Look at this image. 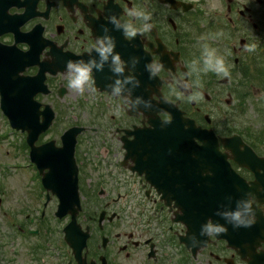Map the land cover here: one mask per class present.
Instances as JSON below:
<instances>
[{"label":"flooded vegetation","instance_id":"obj_1","mask_svg":"<svg viewBox=\"0 0 264 264\" xmlns=\"http://www.w3.org/2000/svg\"><path fill=\"white\" fill-rule=\"evenodd\" d=\"M133 9L149 12L152 28L126 37L108 18L141 29L142 22L128 15ZM105 34L126 62L124 76L139 86L125 84L119 96H111L117 76L109 58L103 71L93 68V84L83 93L69 88L66 62L98 60L88 49ZM202 42L225 58L228 77L191 71ZM250 43L257 44L253 53L244 51ZM153 62L163 68L149 79L145 65ZM263 74L264 0H0V118L7 116L1 93L17 89L40 109L49 105L57 123L83 127L74 151V216L56 214L58 196L42 186L34 165L22 193L15 173L0 174V264H264V212H256L251 227L226 225L217 237L200 235L208 220L224 224L214 213L234 209L246 193L264 203V191H257L264 189V126L233 118L242 107L238 92ZM195 93L199 97L189 101ZM168 101L202 129L217 137L236 134L242 144L217 139L212 151L223 156L200 166L192 158L185 167L136 161V131L157 116L168 119ZM213 114L222 122L214 123ZM48 133L41 142L53 138ZM138 143L141 150L144 142ZM172 188L179 193L166 195Z\"/></svg>","mask_w":264,"mask_h":264},{"label":"water","instance_id":"obj_2","mask_svg":"<svg viewBox=\"0 0 264 264\" xmlns=\"http://www.w3.org/2000/svg\"><path fill=\"white\" fill-rule=\"evenodd\" d=\"M6 92L7 94L2 100H6L9 105L15 107L10 108L7 112L9 124L15 129L19 128L27 131V143L31 148L30 159L36 164L40 172H42V169L47 168L48 172L42 176L44 186L54 189L60 196L61 204L58 214L63 215L67 211H71L74 216L75 209L62 208V206L66 200L71 201L72 199L69 197L73 194L76 195L77 192L76 180H74L76 168L72 154L75 135L80 129L74 127L63 133L62 148L54 147L52 145L53 142L35 147L33 142L37 139L38 134L48 127L53 113L48 108H45L42 112L43 119L39 121L38 105L32 101L31 96H24L21 91H16L14 95L10 91ZM168 111L171 114L170 120L153 119L154 121H150L152 127L136 131L134 143L136 142L137 146L135 143L131 152L133 155H139V157L135 155L136 161L146 165H153L155 162L161 164V162L167 161L173 163L181 162L186 165V159L192 158L199 160L197 166H200V163H212V157L217 155L212 151V141L214 140L211 136L212 133L205 131L208 134L205 133V137H202L204 130L196 127L191 118H184L180 111L174 107L168 109ZM194 138L201 140L202 144L198 146ZM140 140L144 142L141 150L138 143ZM138 166H140L139 163ZM209 181L212 180L210 179ZM181 182L183 181L178 183L170 182L164 184V186L174 187ZM179 191L180 188H172L168 190L167 193L169 194L166 193V195H174L179 193ZM198 197L201 198L200 196ZM168 201L170 200L168 199Z\"/></svg>","mask_w":264,"mask_h":264},{"label":"clouds","instance_id":"obj_3","mask_svg":"<svg viewBox=\"0 0 264 264\" xmlns=\"http://www.w3.org/2000/svg\"><path fill=\"white\" fill-rule=\"evenodd\" d=\"M129 16L137 18L142 22L143 27L137 29L131 23H121L115 16H110L108 18L109 23L113 25L114 30L121 31L126 37H134L138 31L148 32L152 28V24L148 23L151 20V14L144 10H131L128 13ZM107 33V28L104 29ZM217 36L222 35V33H217ZM201 41L205 40V37L200 38ZM115 40L109 35H103L96 38L94 44L88 49L89 55L94 51L98 54V60L89 59L87 62L84 60L66 62L65 71L68 74V87L83 93L85 88L93 84V68L96 71H103L104 64L109 62L110 59V71L117 76L114 81V86L111 96H119L123 86L125 84H133L134 86H139V81L135 80L133 76H124V71L126 67V62L122 61L119 54L114 52ZM201 55L199 60H193L190 64L191 71L194 73H208L212 72L218 77H228L229 68L226 65L225 58L218 55L217 50L210 47L208 43H200ZM257 49L256 43L246 44L244 46V51L248 53H253ZM138 61L132 59V67ZM199 65V67H197ZM163 68V65L158 62H153L145 65V69L149 73V79L155 77ZM123 76V80L119 77ZM174 83H177L174 81ZM198 83V82H197ZM184 87L187 89L188 84ZM179 95V93H178ZM199 97V93L188 95L189 101H194ZM140 98L137 97L134 103H139ZM146 107L149 105L146 102ZM257 191H264V189H257ZM246 199L241 200L237 203L236 207L232 210L224 212H215L214 215L219 216L224 224L219 222H214L212 220L206 221L200 228V235L204 237H217L221 234L227 232L226 225H231L233 228L240 227H251L255 222L256 212H264V203L258 201L256 194L253 192H248L245 194ZM195 246V245H193Z\"/></svg>","mask_w":264,"mask_h":264},{"label":"rangeland","instance_id":"obj_4","mask_svg":"<svg viewBox=\"0 0 264 264\" xmlns=\"http://www.w3.org/2000/svg\"><path fill=\"white\" fill-rule=\"evenodd\" d=\"M255 80V79H254ZM253 79H250L248 87L244 88V93L246 95L245 105L238 115H234V121L238 123L244 122H257V125L264 126V89L257 91ZM223 97V95H222ZM223 98H226L225 96ZM203 102V98L201 97ZM223 108H227L224 101H221ZM64 116V115H63ZM214 123L222 122V117L220 114H213L211 116ZM74 119V117H72ZM70 125L69 121H63L62 123H57L53 126L52 131L48 134L51 138L59 136V134ZM48 137V136H47ZM23 142V137L20 131H12L8 126L7 120L0 118V174L5 172H12L9 170V166H19L16 168V180L15 183L18 186V192L22 193L23 181L32 170H29L26 166L22 169L21 165L27 164V152H23L18 145ZM8 164H10L8 166Z\"/></svg>","mask_w":264,"mask_h":264}]
</instances>
